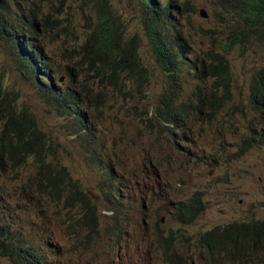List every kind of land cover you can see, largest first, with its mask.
<instances>
[{"label": "rangeland", "instance_id": "obj_1", "mask_svg": "<svg viewBox=\"0 0 264 264\" xmlns=\"http://www.w3.org/2000/svg\"><path fill=\"white\" fill-rule=\"evenodd\" d=\"M109 1L124 17L129 31H134L141 15L138 0ZM174 3L180 8L175 16L192 54L206 58L221 51L234 19L226 0ZM202 9L207 17L201 15ZM51 19L53 27L38 41L47 46V60L53 68L46 74L52 80L62 75L65 85L64 73H74L96 149L92 152L86 137L70 126V120L44 102L37 78L23 70L0 44V77L6 91L19 108L35 113L41 128L53 139L54 150L51 175H45L31 159L0 177L3 223L13 216V228L26 239L32 236L47 264H163L158 244L161 236L174 232L193 241L215 225L264 218V145L242 152L241 144L243 139H255L262 126L250 108L248 93L253 71L264 64V41H252L246 50L237 43L229 54L233 102L216 120L197 121L186 131L169 134L153 115L158 94L169 78L156 64L146 40L139 55L149 69L147 82L135 88L140 93L138 90V96L130 100L104 77H108L106 63L85 56L83 46L92 45L89 38L98 20L96 0H70ZM42 77L40 74L38 79ZM189 82L184 88L193 86ZM101 165L107 166L112 177L107 179L109 187L103 182ZM55 179L61 184L60 194L53 196L50 182ZM79 190L96 202L93 214L88 213ZM195 192L204 194L207 209L192 225L184 226L174 218L171 204ZM151 193L158 202L145 208L143 202ZM106 194L124 203L115 234L114 213L107 209L113 203ZM162 194L164 201L159 199ZM0 264L14 263L0 256Z\"/></svg>", "mask_w": 264, "mask_h": 264}, {"label": "trees", "instance_id": "obj_2", "mask_svg": "<svg viewBox=\"0 0 264 264\" xmlns=\"http://www.w3.org/2000/svg\"><path fill=\"white\" fill-rule=\"evenodd\" d=\"M174 2L178 1L138 0L139 24L134 31H129L124 17L112 8L109 0H96L98 20L89 38L92 45L83 46L87 59L100 58L106 63L108 77H104L108 83L125 98L133 100L141 90L135 88L147 82L149 69L139 55L144 40L147 41L156 64L169 78L153 110L154 118L166 133L187 128L194 114L208 121L217 119L233 102L234 74L229 54L237 43L240 49L246 50L248 43L264 41V0H236L240 21L226 32L221 51L213 57L196 56L188 48L187 37L174 16L175 10L180 9ZM68 6L69 0H0V44L10 51L23 70L37 78L38 93L44 102L61 117L69 119L70 126L86 137L87 146L94 152L96 148L91 147L96 141L76 76L65 72V85L60 78L50 79L46 73L52 66L43 48L34 42L44 27H53L52 14ZM40 74L44 75L42 80L38 79ZM189 81L193 86L184 88ZM5 87L0 77V177L16 171L31 159L45 175H51L53 139L41 128L35 113L27 107L19 108ZM186 89L189 95L184 98ZM248 101L263 125L264 64L251 75ZM257 133L258 138L241 141L242 152L264 144V130ZM62 169L71 181L66 168ZM105 172L110 174L108 170ZM50 185L51 195H59L61 184L55 179ZM79 192L86 201V192ZM206 208L203 194L196 192L174 203L173 215L181 224L190 225ZM3 222L0 218V256L14 264H47L32 236L26 239L20 230L13 228V216ZM186 240L175 234L158 239L164 264H264V218L233 221L199 234L196 254L185 251Z\"/></svg>", "mask_w": 264, "mask_h": 264}, {"label": "clouds", "instance_id": "obj_3", "mask_svg": "<svg viewBox=\"0 0 264 264\" xmlns=\"http://www.w3.org/2000/svg\"><path fill=\"white\" fill-rule=\"evenodd\" d=\"M70 1V0H69ZM165 1H167V0H165ZM178 1V0H177ZM226 3H227V5H228V7L230 8V11H231V13H232V15L234 16V19H233V22H232V24L230 25V27H229V29L233 26V25H235V24H237L239 21H240V17H239V15H238V13L236 12V9L235 8H239V6H238V4H237V2H236V0H226ZM176 11V13H174V16H175V14H179L180 13V11L179 10H175ZM206 12V11H205ZM55 13V12H54ZM53 13V14H54ZM52 14V15H53ZM207 14V13H206ZM202 15V14H201ZM176 17V16H175ZM204 17H207V16H204ZM228 29V30H229ZM46 30H48V27H44V30L40 33V35L38 36V40L37 41H34L36 44H38V41L40 40V38H41V36H42V34L46 31ZM227 30V31H228ZM184 32V31H183ZM225 36H226V32H225ZM40 45V44H39ZM42 48H43V50H44V53H45V55H46V48H45V45H40ZM47 57V56H46ZM48 61V60H47ZM52 68V67H51ZM53 69V68H52ZM52 71V70H51ZM55 74L56 75H58L57 74V72H55ZM57 78H60L59 76L57 77ZM60 80H61V78H60ZM187 92V96H185V93ZM188 95H189V91H188V89H186L185 91H184V93H183V96L182 97H184V98H187L188 97ZM218 118V117H217ZM216 120V119H215ZM197 121H205V122H213V121H208V120H206V119H203L200 115H192L191 116V123L189 124V126L187 127V128H183V129H179V130H175V131H172L171 133H173V132H179V131H186V130H188V129H190L191 127H192V125L195 123V122H197ZM263 130H264V124L261 126V128H260V133H262L263 132ZM171 133H169V134H171ZM257 134V138L260 136L258 133H256ZM260 145H264V144H260ZM92 149H95L96 148V143L94 142V144H93V146L91 147ZM103 167H105V169L103 168ZM101 169H102V175H103V178H104V180H103V182L105 183V186L106 187H109L110 186V184L109 183H107V179H111L112 177L110 176V174H106V170H108L107 169V166L106 165H101ZM196 193V192H195ZM201 193V192H200ZM86 194H87V192H86ZM88 195V194H87ZM203 196H204V194H203ZM106 197L108 198V200L109 201H111V203H113L112 204V206H108L107 207V209L108 210H112L113 211V213H114V219L116 220V222H114V224H113V232H114V234L116 233V230L117 229H119V221H118V217H119V212L120 211H123V209H124V203L123 202H116V201H113L110 197V195L109 194H106ZM190 198V197H189ZM204 198H205V196H204ZM159 199L161 200V201H164L165 200V198H164V196H163V194H162V196L161 197H159ZM88 200H89V202H88ZM184 200V199H183ZM206 200V199H205ZM158 202V198L155 196V194L154 193H151L150 194V196H149V199H148V201L146 200V202H143V205H144V207L146 208L147 207V204L149 205V206H153L154 204H156ZM85 204H86V207H87V211H88V213H90V214H93L94 212H95V210H96V202L95 201H93L90 197H89V195H88V197H86V201H85ZM172 206H173V209H174V203L173 204H171ZM207 209V208H206ZM205 212V210L202 212V214ZM201 214V215H202ZM200 215V216H201ZM174 216V215H173ZM199 216V217H200ZM198 217V218H199ZM197 218V219H198ZM196 219V220H197ZM179 222V221H178ZM196 222V221H195ZM180 223V222H179ZM193 224V223H192ZM192 224H190V225H192ZM227 224V223H226ZM183 225V224H182ZM224 225V224H223ZM184 226H189V225H184ZM215 226H217V225H215ZM214 226V227H215ZM214 227H212V228H210V229H208V230H211V229H213ZM207 231V230H206ZM206 231H204V232H206ZM204 232H202V233H204ZM170 234H174V232H170L169 234H167V235H164V236H168V235H170ZM201 234V233H200ZM178 236V235H177ZM182 236H184V235H181V236H179V237H182ZM184 238H186L187 240L184 242V249H185V251H190V252H192V253H194V254H196V250H195V242H196V240H197V238H198V235H196L195 237H194V240L193 241H190L189 239H190V237L189 236H184ZM180 240H182V239H180ZM178 247H180V245H178ZM189 253V252H188ZM164 264V263H163ZM199 264H203V263H199Z\"/></svg>", "mask_w": 264, "mask_h": 264}, {"label": "water", "instance_id": "obj_4", "mask_svg": "<svg viewBox=\"0 0 264 264\" xmlns=\"http://www.w3.org/2000/svg\"><path fill=\"white\" fill-rule=\"evenodd\" d=\"M201 14H202V16H207L205 10H203V9L201 10Z\"/></svg>", "mask_w": 264, "mask_h": 264}]
</instances>
